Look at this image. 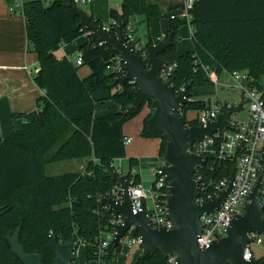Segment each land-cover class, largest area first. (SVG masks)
<instances>
[{
    "label": "trees",
    "instance_id": "obj_1",
    "mask_svg": "<svg viewBox=\"0 0 264 264\" xmlns=\"http://www.w3.org/2000/svg\"><path fill=\"white\" fill-rule=\"evenodd\" d=\"M72 4L74 0L24 3L28 42L39 60L34 80L45 94L38 99L37 110L16 115L24 122L0 140V264H23L7 239L20 225L21 244L28 253H39L42 264H53L55 258L50 234L56 235L60 243L73 238L78 244L83 243L89 261L93 258L96 236L101 229H108L113 219L99 199L115 186L110 178L112 161L126 157L123 126L137 115H126L136 85L116 82L117 75L108 69L115 58L110 47L98 41L91 43L92 36L80 24ZM87 15L101 28L105 25L95 15ZM164 16L159 5L150 0H122L119 10L110 11L112 20H124L126 24L134 17L149 23ZM191 16L194 49L178 53V31L186 23L169 17L171 25L166 37L173 33L174 45L160 54L168 64L177 63L169 76L175 91L191 84V97L183 106L185 113L205 109V99L215 93L204 67L218 75L245 71L264 83V0H195ZM117 31L114 28L111 33ZM83 35L87 41L79 48L81 65L56 54L64 44L74 43ZM152 43L149 37L146 46ZM86 65L91 73L81 77L79 70ZM101 90L109 92L117 111L95 117L94 95ZM152 102V97H147L140 110L145 106L151 109L142 134L161 138L159 154L164 160L166 137L147 134ZM74 159H88L86 169L47 174L48 164ZM137 165V160L130 158L128 171ZM220 168L225 169L224 165L217 170ZM134 183H141L138 173ZM110 252L109 258L115 260L120 249L112 245ZM143 254L135 264H168V256L159 251L149 260H144Z\"/></svg>",
    "mask_w": 264,
    "mask_h": 264
},
{
    "label": "water",
    "instance_id": "obj_2",
    "mask_svg": "<svg viewBox=\"0 0 264 264\" xmlns=\"http://www.w3.org/2000/svg\"><path fill=\"white\" fill-rule=\"evenodd\" d=\"M73 11L91 36V43L98 41L110 47L113 56H119L124 64L126 73L117 77L116 82H134V100L129 106L126 115L138 114L147 97H152V115L147 121V134L155 136L162 134L166 137L164 154L165 164L160 166L162 175L167 179L168 192L166 207L169 218L174 222V228H153L148 212L143 205L140 210L134 211L130 195L132 183L126 174L113 169L110 178L122 190L123 200L114 197H104L102 205L108 207L110 213L122 214L124 223L116 228L115 246L119 240L136 224L134 235L142 240L144 254L142 258L149 260L154 252L175 256L174 264H264V258L244 259V250L250 243L249 233L264 235V205L259 190L261 178L258 179L248 195V202L244 211L235 215L226 230V236L215 240L209 247L200 248L198 236L202 232L201 216L210 215L218 210L231 192L234 175L230 179L229 187L211 201L199 204L196 201L199 182L194 178V172L200 164L206 163V158L190 151L195 142L204 141L217 131L228 128V119L231 114L240 112L243 102L237 106H222L221 114L216 121L206 125L186 126L185 118L177 111L188 102L191 97V84L184 85L177 93L168 81L160 76V71L167 66V62L160 54L174 45V34L147 45L145 53H141L127 43L126 21L118 25V34L108 33L99 25L90 20L87 13L75 4ZM22 225L14 235H8L12 252L23 264H42V256L37 252L28 253L20 242ZM50 246L55 253L53 264H72L75 258L77 243L75 239L58 242L56 235L50 234Z\"/></svg>",
    "mask_w": 264,
    "mask_h": 264
},
{
    "label": "built area",
    "instance_id": "obj_3",
    "mask_svg": "<svg viewBox=\"0 0 264 264\" xmlns=\"http://www.w3.org/2000/svg\"><path fill=\"white\" fill-rule=\"evenodd\" d=\"M53 1L44 0L46 4ZM74 2L78 5H87L91 3V0H74ZM194 2L195 0H183L182 6L176 10L175 14L170 16L171 18L178 17L184 21L190 27L192 34L194 29L190 23ZM24 3V0H12L9 7L10 11L13 12L16 9L23 10ZM118 25L119 23L116 20H111L102 29L111 33L114 28L118 29ZM126 30L127 43L134 47L135 50L145 53L146 44H142L136 37L132 21L126 24ZM116 34H118V31ZM75 63L76 65L83 63L81 53L78 54ZM176 67L177 63L167 64L160 71L161 78L169 82V76ZM108 69L116 74L117 77L123 76L126 73L124 64L119 56H115ZM204 69L214 83L215 93L205 99L207 105L203 110L185 113L183 109L184 105L179 108L178 114L184 118L187 115V120L185 118L186 126L206 125L208 122L216 121L225 103L228 106H237L240 102H243V108L240 112L230 115L228 128L217 131L212 136L206 137L204 141L195 142L190 147L192 153L206 158V163L200 164L194 172V178L199 182L197 203L204 204L219 196L222 191L229 187L230 179L234 175L231 192L221 207L213 214H204L200 218L202 222V232L198 236L200 248L209 247L215 240L227 235L226 230L230 226L232 218L244 211V206L248 202V195L259 178H261L259 195L264 205V83L245 71L224 72L222 75H218L207 67H204ZM223 75H226L232 82L227 83V79ZM260 83H262V87H260ZM219 87H221V91H219ZM182 89L176 92L179 93ZM236 92H240V102L229 103L223 99L227 95L232 96ZM246 105L248 106L247 116L239 118V114L244 110ZM192 121H195L197 124H191ZM131 141L132 139L129 137L125 138L126 145ZM163 164H165L164 160H162ZM222 165H224L225 169L220 168L217 170ZM116 166V161L113 160L110 166L112 170L115 169L123 174ZM125 174L128 176L129 182L132 183L130 195L134 211L140 210L144 205L153 228H174V222L169 218L166 207L168 196L166 187L168 181L162 175L160 166L154 169L152 173L154 180L148 187L141 183H134V177L137 174L134 167L130 172L128 171ZM104 197H114L122 201V190L115 184L107 195L100 197V202ZM104 207L108 210L107 206ZM112 214L113 219L109 228L101 229L96 236L93 245V258L87 261V264H119V254L115 257V260L109 258L111 256L110 250L112 245L120 250L124 246L129 250L136 247L139 249L140 255L144 253L141 238L138 235H134L136 224L131 225L127 233L120 238L119 245L115 246L116 228L124 223V216L122 214ZM248 235L251 240L244 250V259H256L252 245H259L264 248V235L257 233H249ZM81 244L83 243H77V246ZM77 249L75 256L77 255ZM174 262L175 256L169 255L168 264H174ZM72 264H77V261L74 260Z\"/></svg>",
    "mask_w": 264,
    "mask_h": 264
},
{
    "label": "crops",
    "instance_id": "obj_4",
    "mask_svg": "<svg viewBox=\"0 0 264 264\" xmlns=\"http://www.w3.org/2000/svg\"><path fill=\"white\" fill-rule=\"evenodd\" d=\"M29 0H24V2ZM159 5L164 12L163 18H153L149 21L148 27L149 37L153 43L166 37L171 25L170 16L176 13V10L169 12L170 8L176 7L183 0H150ZM8 0H0V140L7 137L12 128H19L24 122L23 118L16 115L27 114L38 109V99L45 94L34 80L39 70V60L34 52L32 45L28 42L26 34V24L24 11L16 9L10 11ZM122 0H91L90 4L84 5L88 8L85 10L87 14H93L100 18L104 24L111 22V9L119 10ZM138 22L141 18L134 17L133 21ZM189 33L191 38L192 32ZM181 40V39H180ZM87 41L86 35L79 37L74 43L64 44L56 54L59 57L67 56L73 62H76L80 53V46ZM194 49V46H193ZM192 49V50H193ZM178 47L179 54H184L186 49L182 51ZM91 68L86 65L79 70L81 77L90 75ZM95 117H103L109 113L117 111L114 100L109 98L107 90L97 92ZM151 109L145 106L144 109L135 117L127 121L123 126V134L132 141L126 145V157L115 159L118 169L123 172L125 165L129 159L135 158L138 165L136 169L140 182L145 184L144 171L149 170L151 175L156 167L162 165L160 158L161 138L143 136L144 124L146 117L150 114ZM87 163H88V159ZM87 165V164H86ZM86 165L81 169H86ZM152 181L149 183V185ZM148 185V186H149Z\"/></svg>",
    "mask_w": 264,
    "mask_h": 264
},
{
    "label": "rangeland",
    "instance_id": "obj_5",
    "mask_svg": "<svg viewBox=\"0 0 264 264\" xmlns=\"http://www.w3.org/2000/svg\"><path fill=\"white\" fill-rule=\"evenodd\" d=\"M30 1V0H29ZM80 7L84 10L88 11V8L86 6L80 5ZM140 18V17H138ZM161 19V18H160ZM134 29H135V35L136 37L141 41L142 44H146L149 38V31L147 24L139 20L136 22L133 21ZM179 39L177 43V49L178 47L180 49H183L182 51H185L186 49H193V41L191 38V35L189 33V28L187 24H183L179 28ZM181 39V40H180ZM189 50H186L185 52H188ZM184 52V53H185ZM225 79H227V83H231L232 81L227 78L226 75H223ZM259 85V83H258ZM260 87H262V83H260ZM259 87V88H260ZM219 91H221V87H219ZM224 93V92H223ZM225 101L229 103L233 102H240L241 96L240 92L234 93L232 96L227 95L223 98ZM154 109L152 110V112ZM248 114V106L246 105L244 107V110L239 114V118H245ZM125 165V168L123 172H128V164L126 162H123ZM87 164L86 159H74V160H63V161H57L53 162L51 164H48L46 166V172L50 176L59 175L65 172H71V171H84V167L81 169V166H84ZM118 168V166H116ZM145 176V184L144 186L148 187L149 183L154 180L153 174L151 175L150 171H144ZM254 255L257 259L264 257V248L259 245H252ZM76 261L77 264H87V257H86V247L84 244L79 245L77 249V255H76ZM140 256L139 249L134 247L133 249H128L127 247H123L120 250V253L118 255V262L119 264H135L136 259Z\"/></svg>",
    "mask_w": 264,
    "mask_h": 264
}]
</instances>
